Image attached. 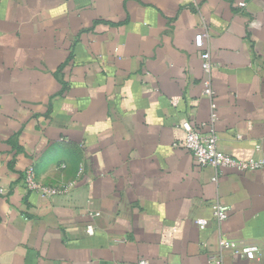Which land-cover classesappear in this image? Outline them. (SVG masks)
Returning a JSON list of instances; mask_svg holds the SVG:
<instances>
[{
    "label": "crops",
    "instance_id": "crops-1",
    "mask_svg": "<svg viewBox=\"0 0 264 264\" xmlns=\"http://www.w3.org/2000/svg\"><path fill=\"white\" fill-rule=\"evenodd\" d=\"M184 120L264 160V0H0V264H264V170L200 167Z\"/></svg>",
    "mask_w": 264,
    "mask_h": 264
},
{
    "label": "built area",
    "instance_id": "built-area-1",
    "mask_svg": "<svg viewBox=\"0 0 264 264\" xmlns=\"http://www.w3.org/2000/svg\"><path fill=\"white\" fill-rule=\"evenodd\" d=\"M246 2L242 1L239 6L246 7ZM204 37L198 38V44L204 46ZM200 59L202 61V68L207 74V78L204 80V95L212 100L216 98V91L212 85V59L209 51L200 52ZM212 108L215 110L216 105L213 103ZM215 119V114L213 115ZM181 129L185 132V139L182 143V147L193 154L197 164L200 167H214L230 169L240 173L257 172L264 170V160L251 158L249 160H240L230 154L224 153L218 148V136L215 129L204 132L203 127L196 126L188 120H184L181 123ZM23 185L29 192L38 193L46 198H54L57 196L70 194L75 183L61 186H49L42 184L36 175L35 168L33 166L28 167L24 172ZM7 191L1 184L0 179V200L6 195ZM230 208L228 206L216 205L214 217L219 221H225L229 216ZM201 228L205 227V221H197ZM90 234L94 233V230L90 228ZM229 246V244H225ZM259 251L257 247L245 248L238 250L236 253L244 255L248 258H254ZM211 262H219L216 256L210 257ZM139 264H149L147 261H141Z\"/></svg>",
    "mask_w": 264,
    "mask_h": 264
}]
</instances>
